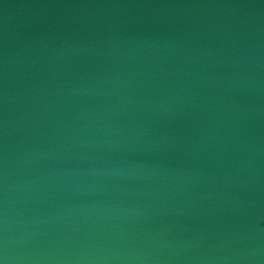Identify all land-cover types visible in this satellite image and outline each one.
<instances>
[{
	"label": "water",
	"instance_id": "water-1",
	"mask_svg": "<svg viewBox=\"0 0 264 264\" xmlns=\"http://www.w3.org/2000/svg\"><path fill=\"white\" fill-rule=\"evenodd\" d=\"M0 264H264V0H0Z\"/></svg>",
	"mask_w": 264,
	"mask_h": 264
}]
</instances>
